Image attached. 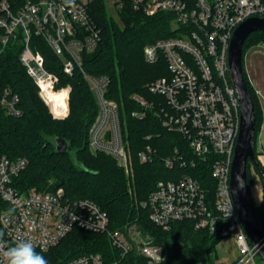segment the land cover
Masks as SVG:
<instances>
[{
  "label": "built area",
  "instance_id": "obj_1",
  "mask_svg": "<svg viewBox=\"0 0 264 264\" xmlns=\"http://www.w3.org/2000/svg\"><path fill=\"white\" fill-rule=\"evenodd\" d=\"M90 0H24L17 5L0 0V52L10 40L18 41V60L38 87V94L55 118L67 112L69 86L56 88L57 76L44 66L41 52L31 46L32 36L42 38L60 58L64 72L70 74L81 64V53L91 51L99 28L91 19ZM115 0H113L114 2ZM123 0H117L121 6ZM147 15L168 11L174 15L176 34L158 38L143 47V57L153 63L165 59L168 77L148 84L149 91L161 94L169 111L162 124L182 133L195 158L209 159L213 183V202L209 208L206 189L192 175L184 173L175 180L159 179L142 205L148 207L150 221L168 229L173 221L191 219L196 227L206 226L222 237L232 235L239 256L231 264H264L257 247L246 236L234 207L229 177L234 146L239 132L240 105L230 80L228 47L234 28L247 17H264V0H127ZM264 45V43H258ZM98 104L97 114L88 130L91 152L113 156L126 175L131 170V156L124 139L117 105L104 96L107 76L84 73ZM66 89V109L58 113L49 102L48 92ZM258 97V91L254 89ZM132 98L143 108H156L138 94ZM19 97L9 88H0V107L10 115H19ZM144 110L133 111L142 116ZM174 154L163 158L166 167L184 161ZM150 146L138 152L141 162L151 160ZM191 165L194 164L190 160ZM251 164V162H250ZM25 157L0 156V231L14 245L20 239L31 240L36 249L55 246L72 228L105 232L110 245L121 257L134 249L144 257L142 264H164L165 253L159 243L140 229L126 226L111 229L107 212L89 198L71 199L62 188L40 191L20 190L14 178L26 167ZM253 167V165L251 164ZM9 210H12L9 213ZM64 264H106L97 252H86Z\"/></svg>",
  "mask_w": 264,
  "mask_h": 264
},
{
  "label": "trees",
  "instance_id": "obj_2",
  "mask_svg": "<svg viewBox=\"0 0 264 264\" xmlns=\"http://www.w3.org/2000/svg\"><path fill=\"white\" fill-rule=\"evenodd\" d=\"M17 5L24 0H9ZM193 4L195 0H184ZM107 0H90L88 11L99 28V39L91 51L81 53V64L74 65L70 74L63 71L60 58L53 53L39 36H32L31 46L44 58L45 68L57 76L56 88L69 86L68 112L62 118L51 115L38 87L18 60L20 45L10 40L0 52V88L17 93L19 115H10L0 107V156L25 157L26 167L14 178L20 190L35 188L40 191L62 188L71 199L89 198L98 203L108 214L111 229H124L135 225L152 241L159 243L165 253L164 264H212L215 245L222 236L195 221H173L168 229L153 224L148 218V207L142 205L159 179L175 180L184 173L194 176L206 189L209 208L213 202V179L209 159L195 158L187 138L178 131H171L162 124L169 106L159 93L149 91L148 84L159 77H168L170 71L164 58L153 63L143 57L146 43L158 38L175 35L174 15L158 11L147 15L134 9L127 0L115 11L108 10ZM1 33V29H0ZM264 43V32H251L245 39L242 53L250 46ZM84 73L97 77L107 76L104 96L117 105L121 132L127 141L133 178H129L115 158L104 152L93 153L88 147V130L94 120L98 104L84 77ZM248 93L254 104V149L261 128L259 99L243 70ZM63 89V88H62ZM60 90V89H59ZM50 94V104L61 112L65 100L61 94ZM138 94L159 112L141 107L133 98ZM144 110L142 116L133 111ZM57 136L67 143L59 150L51 140ZM150 146L151 160L141 162L138 152ZM184 164L174 163L168 168L163 158L174 154ZM194 164L191 165L190 160ZM258 159V157H257ZM259 163L260 159H258ZM246 164V180L250 183ZM264 198L254 212L261 221ZM41 252L49 264H64L68 259L86 252L99 253L106 264H142L144 257L132 249L123 257L110 245L105 232L72 228L55 246Z\"/></svg>",
  "mask_w": 264,
  "mask_h": 264
},
{
  "label": "water",
  "instance_id": "obj_3",
  "mask_svg": "<svg viewBox=\"0 0 264 264\" xmlns=\"http://www.w3.org/2000/svg\"><path fill=\"white\" fill-rule=\"evenodd\" d=\"M254 31L264 32V17L251 16L240 22L233 30L228 47V67L230 80L235 89L240 105L239 132L231 161L229 188L231 198L239 220L249 241L258 249V255L264 262V207L261 221H258L249 193L246 180V164L251 162L260 176L264 187V167L259 163L254 149V104L250 97L243 77L242 47L246 37ZM57 150L66 147L67 143L60 140ZM259 145L256 152L261 153Z\"/></svg>",
  "mask_w": 264,
  "mask_h": 264
},
{
  "label": "rangeland",
  "instance_id": "obj_4",
  "mask_svg": "<svg viewBox=\"0 0 264 264\" xmlns=\"http://www.w3.org/2000/svg\"><path fill=\"white\" fill-rule=\"evenodd\" d=\"M115 1L113 2V0H107V6L109 8L108 10L113 15H115V11L116 9H118V6L116 5L118 3ZM242 67L248 77L251 87L258 91V99H259L258 107L261 111V128L258 133V138L256 143L261 147L262 150H264V45L256 44L246 49V51L243 52L242 55ZM49 93L54 95L61 94L65 100L66 92L64 89L48 92V94ZM49 99H50V94H49ZM51 106L53 107V104H51ZM65 107H66V103H65ZM67 108H68V100H67ZM50 138L55 144V147L60 146L61 144L60 139L57 136H51ZM258 159H260L261 166L264 167V151H262V154L258 155ZM130 167L131 170L128 169V175H127V177L129 178V183H131L133 178L132 160ZM249 173H250V183L248 185L249 193L251 195L253 205L258 206L262 198H264V187H262L260 176L258 175L254 167L252 166L249 167ZM130 228H135V225L133 224L132 227ZM238 256H239V247L234 237L232 235L224 236L215 245L214 256H212L213 258L211 260V263L231 264Z\"/></svg>",
  "mask_w": 264,
  "mask_h": 264
},
{
  "label": "clouds",
  "instance_id": "obj_5",
  "mask_svg": "<svg viewBox=\"0 0 264 264\" xmlns=\"http://www.w3.org/2000/svg\"><path fill=\"white\" fill-rule=\"evenodd\" d=\"M0 264H49V261L41 252L36 251L31 240L20 239L14 245H9L5 233L0 231Z\"/></svg>",
  "mask_w": 264,
  "mask_h": 264
},
{
  "label": "bare ground",
  "instance_id": "obj_6",
  "mask_svg": "<svg viewBox=\"0 0 264 264\" xmlns=\"http://www.w3.org/2000/svg\"><path fill=\"white\" fill-rule=\"evenodd\" d=\"M63 89H64V88H63ZM64 90H65V92H66V89H64ZM53 108L56 109V107H55L54 105H53ZM56 110H57V109H56ZM64 110H65V109H64ZM64 110H63V111H64ZM57 111H58V110H57ZM63 111H61V112L58 111V113H62Z\"/></svg>",
  "mask_w": 264,
  "mask_h": 264
},
{
  "label": "crops",
  "instance_id": "obj_7",
  "mask_svg": "<svg viewBox=\"0 0 264 264\" xmlns=\"http://www.w3.org/2000/svg\"><path fill=\"white\" fill-rule=\"evenodd\" d=\"M262 201V200H261ZM261 203V202H260Z\"/></svg>",
  "mask_w": 264,
  "mask_h": 264
},
{
  "label": "flooded vegetation",
  "instance_id": "obj_8",
  "mask_svg": "<svg viewBox=\"0 0 264 264\" xmlns=\"http://www.w3.org/2000/svg\"><path fill=\"white\" fill-rule=\"evenodd\" d=\"M258 157V156H257Z\"/></svg>",
  "mask_w": 264,
  "mask_h": 264
}]
</instances>
